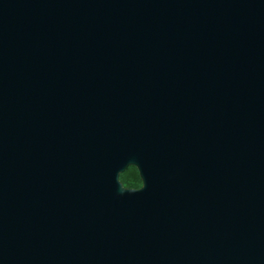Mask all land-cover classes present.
Instances as JSON below:
<instances>
[{"label": "water", "instance_id": "obj_1", "mask_svg": "<svg viewBox=\"0 0 264 264\" xmlns=\"http://www.w3.org/2000/svg\"><path fill=\"white\" fill-rule=\"evenodd\" d=\"M0 264H264V0H0Z\"/></svg>", "mask_w": 264, "mask_h": 264}, {"label": "trees", "instance_id": "obj_2", "mask_svg": "<svg viewBox=\"0 0 264 264\" xmlns=\"http://www.w3.org/2000/svg\"><path fill=\"white\" fill-rule=\"evenodd\" d=\"M120 180L125 187L139 188L142 186V179L136 167L130 166L120 174Z\"/></svg>", "mask_w": 264, "mask_h": 264}]
</instances>
